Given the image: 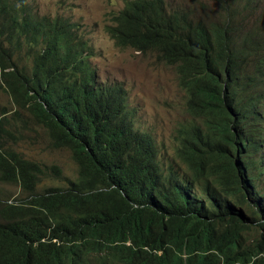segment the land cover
<instances>
[{
  "label": "trees",
  "instance_id": "obj_1",
  "mask_svg": "<svg viewBox=\"0 0 264 264\" xmlns=\"http://www.w3.org/2000/svg\"><path fill=\"white\" fill-rule=\"evenodd\" d=\"M117 18L109 32L121 47L160 53L180 71L193 120L176 132V162L135 130L124 87L99 82L76 24L58 18L40 31L22 1L3 2L0 87L72 151L79 176L38 192L49 169L5 144L16 135L0 114L1 179L29 192L0 202V264H264V96L243 82L264 80V69H212L235 47L165 0H126ZM243 35L264 40V25ZM183 50L195 66L190 55L177 61Z\"/></svg>",
  "mask_w": 264,
  "mask_h": 264
},
{
  "label": "rangeland",
  "instance_id": "obj_2",
  "mask_svg": "<svg viewBox=\"0 0 264 264\" xmlns=\"http://www.w3.org/2000/svg\"><path fill=\"white\" fill-rule=\"evenodd\" d=\"M39 15L60 17L78 23L80 33L92 48L90 63L102 84L119 83L128 92V102L135 114V129L150 134L158 143L167 165L176 162L175 135L181 127L192 122L187 111L188 98L181 89L173 67L160 63L151 53L138 52L133 48H120L110 36L109 29L116 24L112 18L122 11L123 0H25ZM196 0H167L169 6L188 5ZM264 6V0H263ZM11 97L0 87V114L8 111L11 131L16 140L8 138L5 144L14 148L28 160L48 168L38 192L50 187L67 186L65 178H58L50 169L57 166L62 176L76 180L78 167L72 152L57 149L47 131L32 116L18 113ZM200 125V124H199ZM24 190V191H22ZM29 192L19 183L3 181L0 175V202L18 201Z\"/></svg>",
  "mask_w": 264,
  "mask_h": 264
},
{
  "label": "clouds",
  "instance_id": "obj_3",
  "mask_svg": "<svg viewBox=\"0 0 264 264\" xmlns=\"http://www.w3.org/2000/svg\"><path fill=\"white\" fill-rule=\"evenodd\" d=\"M20 1L23 2V5L26 8V13H28V15L32 18V23L34 26L37 23L44 24L43 28L39 29L40 31L45 30L46 25L50 23L51 21H55L56 19L60 18L58 16L52 17L48 15H39L35 10H33L30 7L29 4L26 3L25 0H2V1L0 0V4H2L3 2L5 3L9 2V3H14L17 6H20ZM165 1L167 3V0ZM123 2H124V6L122 7V11L124 10L126 6V0H123ZM244 7H247L246 10L244 9ZM167 10L169 12L177 11L180 17L187 15L188 17L192 19V22L193 24H195V27L198 29V31L202 33H207L210 35H215V37L220 42L229 43L235 47L236 52L234 55H232L233 57L231 59H229L227 56L217 59V61H215V63L213 64L212 69L216 68L215 70H219V69L226 67L229 64V65H232L237 70L236 76H239L241 78H245L248 75L257 76L259 78L260 76H262L258 74L257 72H260L264 69V40L245 39L243 33H246L249 30H253L255 27L256 21L264 25L263 0H196L194 3L188 4V5H176V6H169L167 3ZM119 13L117 15H119ZM117 15H115L112 18V21L116 24L115 27H118L120 25V19L117 18ZM60 20L67 21L64 18H60ZM74 24L77 25L76 30L78 32L76 33L82 36L83 37L82 41L85 42L86 36L83 33L82 34L80 33V30L83 28L78 23H74ZM106 28L109 29L110 26L108 25ZM40 31L39 33L42 35ZM53 33H55V31ZM110 36H112L111 33H110ZM80 40L81 39H73L72 42L75 44V43H78ZM89 46L91 47L90 43H89ZM116 46L123 48L119 44ZM125 48H132V47H125ZM186 51L187 50L181 51V54L178 57L177 61L190 55ZM138 52H141V51H138ZM151 54L155 55L160 61V63L165 64L166 66L173 67L176 70L177 76L179 78L180 87L186 93V96L188 98V102H187V111H188V103L190 99L188 96V91L184 89L182 86L181 75H180V71L178 67L176 65H171V63L165 60L160 53H158L159 57L156 55V53H151ZM91 55H92V52L84 53V57L87 59L88 64L96 72V70L93 68L92 64L90 63ZM21 59H25V57H22ZM190 63L194 66L196 64V60L192 58L191 55H190ZM97 78L99 80L98 75H97ZM227 81H235V80H218L220 86H225ZM256 81H257V84L254 85L255 88H253V91L259 88L256 91V96H264V80H243V82L246 84H251ZM114 84H119V83H114ZM109 85H113V84H109ZM119 85L124 87V85L122 84H119ZM248 87L249 85L246 86V89ZM125 91L127 93V102H128V92L126 89ZM128 109L130 112L133 113L134 123H135L136 112L131 110L129 102H128ZM43 128L47 131L52 141V146L54 148L61 149L62 147L60 148L54 145L53 135L50 134L49 130L46 129L45 127ZM142 134H148V133L145 132ZM63 149L70 150L67 147H63ZM72 157H73V153H72ZM160 158L164 159L161 152H160ZM77 167H78V164H77ZM78 176H79V167H78ZM62 177L65 179L68 178L64 176Z\"/></svg>",
  "mask_w": 264,
  "mask_h": 264
},
{
  "label": "bare ground",
  "instance_id": "obj_4",
  "mask_svg": "<svg viewBox=\"0 0 264 264\" xmlns=\"http://www.w3.org/2000/svg\"><path fill=\"white\" fill-rule=\"evenodd\" d=\"M37 12V11H36ZM22 189H23V187H22ZM22 191H24V190H22ZM261 205V204H260Z\"/></svg>",
  "mask_w": 264,
  "mask_h": 264
}]
</instances>
